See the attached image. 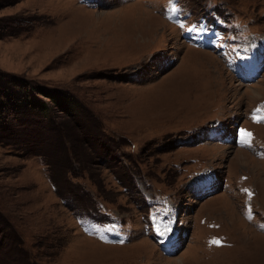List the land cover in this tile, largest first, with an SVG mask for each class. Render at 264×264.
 <instances>
[{"label": "rangeland", "instance_id": "obj_1", "mask_svg": "<svg viewBox=\"0 0 264 264\" xmlns=\"http://www.w3.org/2000/svg\"><path fill=\"white\" fill-rule=\"evenodd\" d=\"M0 82V264H264V0H0Z\"/></svg>", "mask_w": 264, "mask_h": 264}, {"label": "trees", "instance_id": "obj_2", "mask_svg": "<svg viewBox=\"0 0 264 264\" xmlns=\"http://www.w3.org/2000/svg\"><path fill=\"white\" fill-rule=\"evenodd\" d=\"M41 96L50 99L51 102L55 103V104H59L60 100L59 97L57 96V93L55 92H50V91H46V90H39L37 91ZM2 83L0 82V101L2 100ZM27 105H29L30 107L36 108L38 110H44L45 109V103L42 100L39 99H32L31 101H29L27 103Z\"/></svg>", "mask_w": 264, "mask_h": 264}, {"label": "bare ground", "instance_id": "obj_3", "mask_svg": "<svg viewBox=\"0 0 264 264\" xmlns=\"http://www.w3.org/2000/svg\"><path fill=\"white\" fill-rule=\"evenodd\" d=\"M150 18H152V19H154L152 16L150 17ZM253 71V70H252ZM251 71V72H252ZM256 95H258V94H256ZM245 157H248V158H250L246 153H244L243 151L241 152V151H236V154H235V158H237V159H239L240 160V162L243 160V162L245 161ZM81 240V239H80ZM83 241V240H82ZM86 240H84L83 242H85ZM89 242V241H88ZM142 244V243H141ZM93 249L94 250H101V251H103V250H110V249H108V248H106V247H101V246H97V245H95V244H93Z\"/></svg>", "mask_w": 264, "mask_h": 264}, {"label": "snow or ice", "instance_id": "obj_4", "mask_svg": "<svg viewBox=\"0 0 264 264\" xmlns=\"http://www.w3.org/2000/svg\"><path fill=\"white\" fill-rule=\"evenodd\" d=\"M253 119L255 120L256 117H253ZM241 134L244 136V137H251V133H248V132H244L243 130H241ZM244 191H248L247 189H244ZM249 197H251V193H249ZM212 244H219L220 242L218 240H212L211 241Z\"/></svg>", "mask_w": 264, "mask_h": 264}]
</instances>
